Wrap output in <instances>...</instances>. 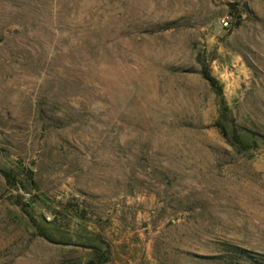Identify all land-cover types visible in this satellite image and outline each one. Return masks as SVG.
Listing matches in <instances>:
<instances>
[{
  "label": "rangeland",
  "instance_id": "rangeland-1",
  "mask_svg": "<svg viewBox=\"0 0 264 264\" xmlns=\"http://www.w3.org/2000/svg\"><path fill=\"white\" fill-rule=\"evenodd\" d=\"M251 133L264 0H0V264H264Z\"/></svg>",
  "mask_w": 264,
  "mask_h": 264
},
{
  "label": "trees",
  "instance_id": "trees-1",
  "mask_svg": "<svg viewBox=\"0 0 264 264\" xmlns=\"http://www.w3.org/2000/svg\"><path fill=\"white\" fill-rule=\"evenodd\" d=\"M228 13L231 17L234 18L235 21H238L241 17L240 11L236 8L235 4H228ZM201 77L208 83L211 89L214 91L216 96V104H217V118L214 121V126L217 127L221 136L231 144V146L238 147L239 149L246 150L247 147L250 146L246 140L242 137L244 132H249L248 130L243 129L242 132H239L234 125V118L232 117L229 109L226 107L225 102L222 97V89L221 85L213 76H211L208 72L207 66H203L200 70ZM230 128L228 130V127ZM244 131V132H243ZM252 134V133H251ZM251 143L252 145L256 144V138H260L262 144L264 145V137L256 134H252ZM30 173V171H28ZM3 176L6 182L9 185L16 186L19 190H24V182H31L30 176H25V179L16 180L11 172H3ZM24 213H27L25 208L21 207ZM28 215V214H27ZM86 264H94L91 260H89Z\"/></svg>",
  "mask_w": 264,
  "mask_h": 264
},
{
  "label": "built area",
  "instance_id": "built-area-1",
  "mask_svg": "<svg viewBox=\"0 0 264 264\" xmlns=\"http://www.w3.org/2000/svg\"><path fill=\"white\" fill-rule=\"evenodd\" d=\"M220 26L223 29H227L229 27V23L226 19L222 18L219 20Z\"/></svg>",
  "mask_w": 264,
  "mask_h": 264
}]
</instances>
